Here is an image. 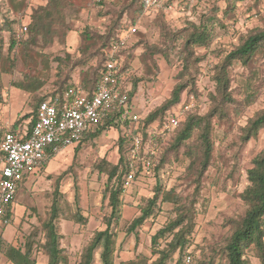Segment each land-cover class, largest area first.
<instances>
[{
	"label": "rangeland",
	"instance_id": "obj_1",
	"mask_svg": "<svg viewBox=\"0 0 264 264\" xmlns=\"http://www.w3.org/2000/svg\"><path fill=\"white\" fill-rule=\"evenodd\" d=\"M46 1L21 0L18 10L12 12L9 7L10 0H0V25L6 20L16 32L22 23L25 25L28 23L30 14ZM71 1L73 5L65 8L70 30L63 35L52 37L48 45L38 41V44L29 51V57L36 61L35 64L31 62L25 64L21 54L14 53L12 56L16 58L15 70L2 74L1 134L6 129L7 123L13 125L16 120L33 110L34 97L49 95L54 91L55 83L60 81V76L55 74L57 63L53 58L65 54H69L71 60L78 58L80 31L84 26L99 32L104 31L113 12L120 9L126 0ZM166 2L174 5V10L167 14V32L187 27L188 21L206 24L211 31V42L206 47L194 50L205 59L199 66L202 73L196 81V98L188 99L196 105L200 114H204L211 104L207 94L213 90L209 73L225 53L239 43L243 35L255 28L264 29V0H196L193 5L186 8L179 0H166ZM137 28L145 32V41L148 44H155L162 49L167 48L168 59L161 53L155 55L156 72L149 75L150 80L145 78L138 83L137 91L133 96L135 113L159 106L170 95L178 81L176 75L182 66L178 55L181 47L176 46L177 44L170 37L160 35L159 29L152 25L151 18L145 17ZM2 35L4 38L2 52L6 54L9 34L6 31ZM171 46L173 49L168 50ZM142 50V45L137 46L131 58L132 69L137 75L143 74L139 61ZM38 52H41L40 56ZM96 64V59H93L88 64L75 67H71L68 63L63 69H69L72 81L78 82L81 77L80 72L90 70ZM228 72L235 103L229 106L227 118L213 119L214 150L211 164L201 179L198 202L195 205V227L190 243L184 250L192 254V264H227L226 257L221 251L229 233L226 221L244 212L245 205L239 194L248 184L246 171L252 166L251 161L254 156L264 148V129L245 143L239 138L241 128L247 119L264 107V56H260L248 66L240 62L233 63ZM17 82L26 84L30 90L26 91L15 86ZM247 85L251 86L255 95L249 105H246L243 99ZM177 110L178 108L175 109ZM29 119L30 117L25 121ZM119 132V128L112 127L102 131L94 139L75 143L53 154L43 166L44 173L37 174L36 179L21 183L12 201L14 210L12 221L3 226L4 235L8 237L16 230L14 239L16 244L23 243L24 235L40 227L47 217L57 189V198L61 204V214L57 221L59 233L62 235L60 247L67 264H76L82 248L93 232L103 227L101 219L107 212V207L102 191L107 176L99 174L93 167L102 158L111 163L117 162ZM194 138L193 136L190 141L193 142ZM77 145L79 150L76 149ZM167 159L170 162L166 163V171L160 177L163 181L167 179L169 185L177 184V191L183 196L190 197L195 189V183L192 180L193 176L186 170L189 157L171 153L168 154ZM137 179L122 194L120 207L122 218L116 227L115 264L119 260L134 258L139 253L150 256V236L164 226L172 216L171 204L161 203L159 211L153 217L147 219L134 232L127 233L126 228L130 221L139 214L138 204L152 195L151 187L156 181L153 174L147 173L140 174ZM76 195L79 210L75 202ZM77 211L87 219L86 223L77 222L79 218L75 216ZM37 232L36 239H40L41 235L39 231ZM99 252L100 250H96L94 253L93 264H100ZM180 253L178 250L173 253L166 264H178ZM32 256L36 264L47 263L42 240L33 249ZM247 256L251 264H260L251 251L247 252ZM155 259H158L157 255L151 256V261Z\"/></svg>",
	"mask_w": 264,
	"mask_h": 264
},
{
	"label": "trees",
	"instance_id": "obj_2",
	"mask_svg": "<svg viewBox=\"0 0 264 264\" xmlns=\"http://www.w3.org/2000/svg\"><path fill=\"white\" fill-rule=\"evenodd\" d=\"M179 2L185 8L194 3L189 0H179ZM20 4L21 0H10V11L15 12L18 10ZM72 5L71 0H47L45 4L40 5L30 14L28 23L26 25L22 23L16 32L9 22L6 20L2 22L0 25V105L3 102L2 74L12 72L16 67V58L12 55L19 53L25 64L28 65L30 62L35 64L36 61L29 57V51L38 44V41L48 45L52 37L63 35L70 30L65 8ZM169 12L159 9L144 15L141 0H126L120 9L113 12V16L104 31L99 32L89 26H84L80 31L79 57L71 60V56L65 54L53 58L57 63L55 74L60 76V81L55 83L56 88L49 95L34 97L33 110L28 114H24L11 126L13 132L24 136L23 132L25 130L28 132L32 128L39 103L54 97H58L60 101L66 100V92L71 86L83 87L90 96L101 78L107 50L119 41L121 36L127 33L133 25L138 26L145 17L151 18L152 25L159 29L160 35L170 37L175 41L176 46L181 47L178 55L182 66L176 75L178 81L173 86L170 95L159 106L154 107L152 110L138 111V121L132 125L128 121L121 123L107 117L95 127L94 131L88 129L79 141L94 139L102 131L112 127L119 128L120 131L117 139L119 149L117 162L111 163L102 158L93 167L99 174L107 176L102 191V197L106 199L107 212L101 219L103 227L93 232L91 238L82 248L80 258L76 264H93L96 250H100V264H115L116 227L122 218L120 207L124 191L123 184L127 172V163L130 159L128 137L137 134L142 137L144 145L149 142L156 145L155 154L151 158L149 173V175L153 174L156 181L151 187L152 195L147 197L143 203L138 204L139 214L132 218L126 231L130 234L142 226L147 219L153 217L159 211L161 203L171 204L170 213L172 216L164 226L150 236V256L139 253L134 258L119 260L117 264H166V261L177 250L182 253H180L178 262L186 253L192 256L189 251L185 252L184 250L190 243L195 227V205L198 202L201 179L211 164L214 150L212 139L213 119L227 118L229 106L235 103L228 69L233 63L237 62L248 66L260 56H264V29L255 28L247 32L240 38L239 43L233 49L227 51L222 59L213 66L212 72L209 73L213 90L207 94L211 104L206 113L200 114L194 104L193 107L180 115L178 124L169 132L166 134H158L157 131L152 133L153 125L156 130L160 129L168 117L175 112L176 108H180L187 103L190 97L196 98V81L202 73L199 66L205 57L196 54L194 50L206 47L212 40L210 29L201 22L188 21L187 27L174 32H167L166 18ZM185 19L188 20L187 17ZM24 27L26 29L23 31ZM6 31L9 34V40L7 53L4 54L2 52L4 45L2 33ZM139 45L143 46V50L139 54L142 75H137L133 71L131 61L135 48ZM171 49H173L172 46L168 48V50ZM159 53L168 59L167 48L162 49L155 44H148L145 41V32L140 31L138 28L116 50L117 72L120 74L119 84L127 92L129 105L132 109L135 107L133 96L137 91L138 83L145 78L149 79V75L156 72L157 61L155 55ZM40 54L41 52H38L39 56ZM93 59L97 61L96 66L90 70L80 72L81 77L78 82L72 81L69 69H63V66L66 67L68 63L71 67H75L88 64ZM15 86L26 91L30 90L26 87V84L24 85L21 82L15 83ZM246 90L243 99L245 104L249 105L253 102L255 95L251 86L247 85ZM29 117L30 119L25 121ZM262 129H264V107L247 119L245 125L241 128L240 141L245 143L255 138ZM1 136L0 131V140ZM193 136L195 138L191 142ZM76 149L79 150V145ZM171 153L175 155L183 154L190 159L186 170L193 176L192 180L195 183V189L190 197L181 195L177 191V184L169 185L167 179L163 181L160 177L166 171V163L170 162L167 156ZM1 155L0 152V159ZM137 162L138 169L133 182L140 176L142 171L138 159ZM251 163L252 166L246 171L248 184L239 194L245 205V210L241 215L226 221L229 233L221 251L226 257L227 264H251L247 256L248 251L252 252L260 264H264V148L254 156ZM54 193L47 217L41 226L37 227L39 229L35 228V230L24 235L23 243L8 244L0 234V252L4 253L12 264H36L32 253L40 240L43 241V249L47 256L46 264H67V259L60 247L61 235L57 225L61 214L57 189ZM77 200L76 195V203ZM77 208L79 210L78 203ZM13 211L11 204L7 214L9 218H12ZM75 216H79L77 222L82 224L87 222V219L80 215L78 211ZM37 231L41 235L40 239H36ZM162 242L163 245H161ZM153 255H157L158 259L151 261Z\"/></svg>",
	"mask_w": 264,
	"mask_h": 264
},
{
	"label": "built area",
	"instance_id": "obj_3",
	"mask_svg": "<svg viewBox=\"0 0 264 264\" xmlns=\"http://www.w3.org/2000/svg\"><path fill=\"white\" fill-rule=\"evenodd\" d=\"M141 4L144 15L159 9L174 10V5L166 0H141ZM136 29L137 26L133 25L107 50L101 78L90 96L83 87L71 86L66 92V100L60 101L54 97L41 101L32 128L28 132L25 130L24 136L13 132L12 125L7 123L0 140V152L3 155L0 168V228L10 222L8 210L25 176L41 169L53 154L78 143L89 128L107 117L121 123L128 121L130 125L138 121V113L130 107L127 92L119 84L118 59L115 55L118 46L128 40ZM192 106L189 100L172 113L160 129L156 130L153 125L152 133L169 132L178 124L180 115ZM128 141L130 159L124 191L133 183L138 169L137 159L142 167L141 174H149L151 158L156 151V145L152 142L144 145L139 134L129 136ZM191 263L192 256L186 253L178 264Z\"/></svg>",
	"mask_w": 264,
	"mask_h": 264
},
{
	"label": "crops",
	"instance_id": "obj_4",
	"mask_svg": "<svg viewBox=\"0 0 264 264\" xmlns=\"http://www.w3.org/2000/svg\"><path fill=\"white\" fill-rule=\"evenodd\" d=\"M95 127H97V125L96 126H93V127H91V128H89L91 131H94L95 130ZM3 133V132H2ZM52 157V156H51ZM50 157V158H51ZM49 158V159H50ZM2 163H3V155H1V159H0V168H1V166H2ZM45 171H44V167H42L41 169H38V170H36V171H34L33 173H31V174H28V175H26L25 176V178L23 179V181L21 182V183H23L24 181H28V180H31V179H36V176H37V174H40V173H44ZM138 177H140V176H138ZM136 180H138V179H136ZM21 183H20V185H21ZM20 185H19V187H20ZM18 190V189H17ZM16 193H17V191H16ZM16 193H15V195H16ZM15 197V196H14ZM18 208H20V207H18ZM17 208V209H18ZM14 209H15V206H14ZM18 211V210H17ZM15 212H16V209H15ZM12 221V219L10 218V222ZM0 234H1V236H2V238L8 243V244H11V245H15L16 244V241L14 240L15 239V237H16V230H14V232L13 233H11L8 237H6L5 235H4V231H3V227H1L0 228ZM61 235V234H60ZM61 238H62V235H61ZM100 260V259H99ZM0 264H12V262L11 261H9L8 259H7V257L5 256V254L4 253H2V252H0Z\"/></svg>",
	"mask_w": 264,
	"mask_h": 264
}]
</instances>
